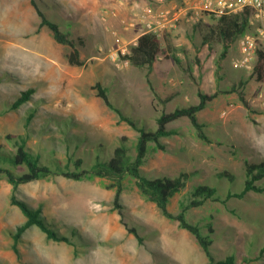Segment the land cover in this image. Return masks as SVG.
I'll return each instance as SVG.
<instances>
[{"label":"rangeland","instance_id":"374dc122","mask_svg":"<svg viewBox=\"0 0 264 264\" xmlns=\"http://www.w3.org/2000/svg\"><path fill=\"white\" fill-rule=\"evenodd\" d=\"M38 1L77 40L84 64L71 63L68 55L72 48L57 41L48 26L40 27L41 18L32 0H0V146L4 150L14 148L8 136L26 132V116L34 111L30 145L44 154L55 146L56 157L64 165L67 133L84 139L87 148L102 143L112 150L124 142L135 151L139 131L120 120L98 95V83L117 106L148 128L157 127L162 113L198 103L200 90L213 93L235 88L220 92L199 113L200 120L209 124L208 134L214 141L201 140L190 119L182 117L168 124L179 130L163 137L168 149H152L143 169L153 177L190 174L187 185L169 203L175 214L201 183H219L221 195L231 187L243 188L247 163L264 161V83L254 71L234 66L241 54L237 48L240 38L224 59L220 57L224 43L218 37L205 40L219 17L208 16L210 22L204 17L194 25L180 19L177 28L186 23L200 26L204 33L187 30L182 36L176 28H168L160 35L158 61L136 66L120 48L131 49L134 34L145 30L137 14L153 5V0ZM114 51L119 61L111 58ZM29 89L34 90L31 99L19 109L9 110L10 104ZM42 129L47 130L44 137ZM53 136L56 140L49 142ZM3 149L0 165L5 166L9 157ZM225 170L236 176L234 183L219 175ZM261 182L264 184V179ZM124 188L121 206L117 207L116 188L108 178L77 180L56 174L22 184L18 197L41 207L47 220L67 236L77 235L80 249L76 253L72 244L48 239L35 225L21 237L18 254L13 248V234L27 217L11 201L12 185L0 179V264L208 262L196 237L178 220L164 216L158 205L142 194L134 177L125 178ZM188 217L203 225L213 223L214 231L209 235L217 259L234 254L239 264H264V255L245 263L246 258L260 256L264 247V193L251 191L245 198H232L227 205L210 201L190 209ZM130 227L139 230L143 243ZM205 232L209 233L207 229Z\"/></svg>","mask_w":264,"mask_h":264},{"label":"trees","instance_id":"16d2710c","mask_svg":"<svg viewBox=\"0 0 264 264\" xmlns=\"http://www.w3.org/2000/svg\"><path fill=\"white\" fill-rule=\"evenodd\" d=\"M33 5L38 11L41 18L40 27L48 26L55 39L61 43L67 44L72 48L68 55V59L73 64H84L81 59V52L77 45V40L73 38L70 32L62 28V23L53 19L47 11L41 6L38 0H32ZM239 15H223L219 17L215 27L205 34V40L210 38L218 39L224 43L221 53V59L227 57L231 44L239 39L249 29V17ZM127 54V59L133 65L146 66L153 65L159 59L162 50V41L160 35L155 32L146 31L141 34L136 44H133ZM254 73L258 81L264 83V51L259 50V57L256 62ZM98 95L103 98L105 103L113 109L120 120L127 121L135 129L139 131L138 140L135 151L129 148L124 142L116 145L114 149L108 150L105 144L99 143L87 148L85 140L75 136L66 134L65 146L67 148V159L65 165L56 157V148L48 149L47 154L30 145L33 130L30 127L32 120L36 116V112L32 111L26 116V132L18 133L16 136L9 135L8 139L14 148L4 150L5 156L9 157V163L5 166L0 165V179H7L12 185L11 201L20 207L25 216L26 221L19 225L13 234V248L19 254V242L23 234L32 226H38L48 239L59 242H67L75 247L76 253L79 252V244L77 235L67 236L57 228L54 223L47 220L42 214L41 207H33L28 202L20 199L17 195L22 184L49 178L52 175L60 174L77 180L93 179L96 177L108 178L112 181V187L116 188L115 203L117 207L121 206L120 200L124 191V180L127 176L136 179V183L142 194L150 201L155 202L164 216L170 219L178 220L182 228L189 230L195 237L199 245L205 251L208 262L206 264H239L236 255L229 254L223 259H217L213 248V238L210 233L214 231L213 223L208 222L204 225L201 222L194 221L188 217V212L192 208L202 207L210 201L221 202L225 205L232 198H245L251 191L264 193V161L248 162L246 167V181L241 190H235L233 187L226 190L223 195L219 194L216 184L201 183L192 190L191 199L186 203L183 209L175 214L169 208L171 199L180 192L190 178V174L182 172L180 175L157 176L153 177L146 173L143 166L147 163L150 151L161 149L167 150V144L163 141V137L172 136L179 133L176 128H169L168 124L182 117H188L197 130L198 137L206 142L214 141V137L208 134L209 124L203 122L199 118V113L209 106V103L218 97L220 92H231L235 88L208 93L200 90L198 92L199 102L190 105L176 107L171 112H164L157 118V127L148 128L140 125L133 117L124 112L122 108L117 106L109 97L107 89L101 84L97 85ZM33 89L24 92L17 100L10 104L9 110L19 109L25 102L31 99ZM243 103L249 108L250 104L244 94H240ZM71 125V123H70ZM70 125H64L70 130ZM63 130V129H62ZM46 129H42V137L46 133ZM56 140V137L48 139L49 142ZM152 144H154L152 146ZM85 147V151L82 149ZM6 152V153H5ZM221 177H229L234 183L236 176L228 170L219 174ZM220 187V186H219ZM121 211V210H120ZM231 211L235 212V210ZM205 229L209 233L205 232ZM129 231L133 232L143 243V236L136 227H130ZM264 255V247L258 257L246 258L245 263L258 260Z\"/></svg>","mask_w":264,"mask_h":264},{"label":"built area","instance_id":"2783aa9c","mask_svg":"<svg viewBox=\"0 0 264 264\" xmlns=\"http://www.w3.org/2000/svg\"><path fill=\"white\" fill-rule=\"evenodd\" d=\"M171 12L174 13L171 15ZM246 14L249 17V29L239 39L241 54L233 63L235 67L254 71L259 50L264 51V0H185L183 6L173 11H161L154 5H148L137 14V20L142 22L148 31L161 35L168 28H177L180 19L194 25L202 18L212 15L244 17ZM120 51L126 56L131 50L129 46H124ZM110 56L115 61L120 60L117 51L112 52Z\"/></svg>","mask_w":264,"mask_h":264},{"label":"crops","instance_id":"0c3cea01","mask_svg":"<svg viewBox=\"0 0 264 264\" xmlns=\"http://www.w3.org/2000/svg\"><path fill=\"white\" fill-rule=\"evenodd\" d=\"M183 2L185 0H182ZM181 0L179 2H175V0H153L152 1V4L158 8L159 10H167V11H173V10H176L177 7H181ZM172 13L174 12H171V15ZM184 20V19H183ZM205 21L206 22H210V17H207L205 18ZM143 28H145V30H142L140 32H138L137 34H134V38H133V41L136 43L138 41V38L141 34H143L144 32L148 31L145 27V25L143 24ZM197 28V29H196ZM194 27L190 24H182L179 28H176L175 32L177 34H181L182 36L184 35V31H187L188 32H194L196 31L197 34H203L205 30H203L200 26H197V27ZM141 30V29H140ZM135 33V32H134ZM181 38V37H180ZM207 47L209 46V43L206 44ZM233 46V43L231 44L230 48ZM237 48L240 49V46H238ZM229 53V52H228ZM228 56V55H227Z\"/></svg>","mask_w":264,"mask_h":264},{"label":"bare ground","instance_id":"6f19581e","mask_svg":"<svg viewBox=\"0 0 264 264\" xmlns=\"http://www.w3.org/2000/svg\"><path fill=\"white\" fill-rule=\"evenodd\" d=\"M137 43V42H136Z\"/></svg>","mask_w":264,"mask_h":264}]
</instances>
